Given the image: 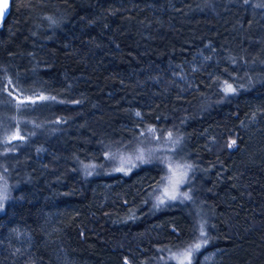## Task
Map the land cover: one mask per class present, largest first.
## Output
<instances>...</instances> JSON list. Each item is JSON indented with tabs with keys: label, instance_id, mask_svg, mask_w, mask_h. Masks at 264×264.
<instances>
[{
	"label": "trees",
	"instance_id": "obj_1",
	"mask_svg": "<svg viewBox=\"0 0 264 264\" xmlns=\"http://www.w3.org/2000/svg\"><path fill=\"white\" fill-rule=\"evenodd\" d=\"M8 10L0 264H180L197 242L185 264H264V0ZM149 133L189 167L178 200H158L160 162L108 163Z\"/></svg>",
	"mask_w": 264,
	"mask_h": 264
},
{
	"label": "rangeland",
	"instance_id": "obj_2",
	"mask_svg": "<svg viewBox=\"0 0 264 264\" xmlns=\"http://www.w3.org/2000/svg\"><path fill=\"white\" fill-rule=\"evenodd\" d=\"M20 101H32V99L28 98H21L18 99ZM18 135L13 134L10 139H18ZM147 141L145 144L129 149V151H117L112 152L107 156L108 163L111 167L115 169H119L123 167L126 172H129V170L133 169L132 164L140 165L141 162L136 159L137 156L142 155L145 162H153L157 161L160 162L163 167L165 168V176L164 181L160 187V195L158 200L166 201H174L178 200L185 196L184 186L187 182V177L189 175V167H186L185 164L181 163L179 160L175 159V156H173V150L175 145L171 144L173 143L171 141L172 137L169 135H163L162 137L157 135L156 133H149L146 138ZM217 146V144L215 145ZM171 165L173 168H177V166H180L178 171L183 172L184 175L182 177L183 182L176 185L174 194L176 196V199H168V197L165 196V190L168 189V191L172 192V185L170 184L168 177L171 176V173L169 172L168 166ZM135 166V167H136ZM8 193V188L0 182V213L2 212L3 206L6 202V195ZM200 244V242H197ZM196 243V244H197ZM193 247V246H192ZM189 255L187 250L181 252L180 256L178 257V261H183V264L187 263V260L189 258Z\"/></svg>",
	"mask_w": 264,
	"mask_h": 264
},
{
	"label": "snow or ice",
	"instance_id": "obj_3",
	"mask_svg": "<svg viewBox=\"0 0 264 264\" xmlns=\"http://www.w3.org/2000/svg\"><path fill=\"white\" fill-rule=\"evenodd\" d=\"M7 8H8V0H3V3L0 4V15H3ZM225 91H226V93H230V92H234L235 89L231 85H227V87L225 88ZM41 99H45V98L41 97ZM137 115H139V113H137ZM234 143H235V141L232 142V144H234ZM232 144H230L229 147H231ZM136 159L139 160L141 163L145 162L142 155L137 156ZM135 166H136L135 164H132V167H135ZM179 167L180 166H177V168H173L171 165L168 166L169 172L171 173V176L168 177V180H169L170 184L172 185V192L170 193L168 191V189H166L165 193H164L165 196L168 197V199H176V196L174 194L175 187H176V185L183 182L182 177H183L184 173L178 171ZM124 170L125 169L123 167L117 169V171H124ZM160 202L163 203L164 201L161 200ZM203 235H204L203 230H201V236H203ZM200 247H201V245L199 243L195 244L191 249H189V254L191 253V251L197 250ZM181 264H183V261L181 262Z\"/></svg>",
	"mask_w": 264,
	"mask_h": 264
},
{
	"label": "water",
	"instance_id": "obj_4",
	"mask_svg": "<svg viewBox=\"0 0 264 264\" xmlns=\"http://www.w3.org/2000/svg\"><path fill=\"white\" fill-rule=\"evenodd\" d=\"M10 1L11 0H8V8L5 10V13L3 15H0V25L2 24V21L5 19L6 15L8 14L9 12V4H10ZM3 3V0H0V4Z\"/></svg>",
	"mask_w": 264,
	"mask_h": 264
}]
</instances>
